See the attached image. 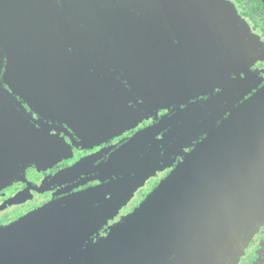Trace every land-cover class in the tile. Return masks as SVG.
<instances>
[{"label":"flooded vegetation","instance_id":"af4514ba","mask_svg":"<svg viewBox=\"0 0 264 264\" xmlns=\"http://www.w3.org/2000/svg\"><path fill=\"white\" fill-rule=\"evenodd\" d=\"M29 4L45 38L25 74L30 101L2 85L46 152L0 186V264H97L226 122L264 134V0ZM227 264H264V224Z\"/></svg>","mask_w":264,"mask_h":264},{"label":"water","instance_id":"95a60500","mask_svg":"<svg viewBox=\"0 0 264 264\" xmlns=\"http://www.w3.org/2000/svg\"><path fill=\"white\" fill-rule=\"evenodd\" d=\"M29 2L0 0V186L46 152L18 108L17 96L29 100L33 89L25 84L36 70L32 49L45 40L29 22ZM246 121L226 122L178 164L114 232L97 264H227L242 253L264 224V134L248 133L254 127Z\"/></svg>","mask_w":264,"mask_h":264}]
</instances>
